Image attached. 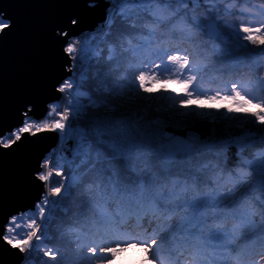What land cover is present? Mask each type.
Masks as SVG:
<instances>
[{
    "label": "snow or ice",
    "instance_id": "snow-or-ice-1",
    "mask_svg": "<svg viewBox=\"0 0 264 264\" xmlns=\"http://www.w3.org/2000/svg\"><path fill=\"white\" fill-rule=\"evenodd\" d=\"M178 2L187 7V0ZM129 6L135 0H108L101 23L89 31L80 30L70 0H29L25 17L0 9V206L24 186L36 191L0 215V264H261L264 197L255 204L238 197L250 186L264 192V147L245 154L264 146V60L236 58L232 66L244 68L243 76L229 70V78L205 87L209 53L198 36L206 27L216 51L264 49V7L261 19L238 27L195 15L188 23L176 9L167 15L179 19L159 38L133 45ZM154 14L167 18L159 8ZM113 62L127 66L110 86L104 68ZM41 92L47 106L36 116L29 97ZM217 117L249 121L256 130L218 135ZM208 119L210 129L197 128ZM40 133H55L60 149L42 151L25 174L6 157ZM230 146L239 161L231 160ZM200 159V171L217 181L213 187L201 191L206 179L191 171L190 183L178 188L169 181L174 169H191ZM109 186L127 204L119 214L107 208ZM74 205L81 211L71 223L57 216L58 209L68 216ZM229 219L235 222L225 227ZM242 228L244 243L236 244ZM65 232L75 234L70 255L61 243Z\"/></svg>",
    "mask_w": 264,
    "mask_h": 264
},
{
    "label": "trees",
    "instance_id": "trees-1",
    "mask_svg": "<svg viewBox=\"0 0 264 264\" xmlns=\"http://www.w3.org/2000/svg\"><path fill=\"white\" fill-rule=\"evenodd\" d=\"M108 1V0H107ZM136 6H129L128 11L130 13L128 20L125 22L129 31L127 32L128 38L131 39L133 45H142L146 41H155L159 38L168 28L177 22L179 16H183L184 19L191 23V18L195 15L202 22H206L209 19L222 18L229 21H236L237 27L240 21H255L261 19V15L258 14L261 8L264 7V0H198V3L193 4L192 0H187V7H184L183 3H179L178 0H135ZM159 8L160 12L165 15L166 19H161V15L154 14V12ZM176 9H179V16H169L168 12H172ZM99 25V24H98ZM155 33V37L152 35ZM198 39L205 45V50L209 53L206 58V67L204 71L205 87H214L217 83H220L222 79L229 78V70L233 76H243L245 69L239 67H233L228 65L230 60L243 57L245 61H251L253 59L264 60V49L258 51H251L250 49L257 48L256 45H250L249 49H239L237 50L235 46L232 47L231 51L224 49L223 51H216L217 41L214 38H210L206 35V27L201 35L198 36ZM107 51H105V56ZM129 57L132 56V53H127ZM227 65V66H226ZM126 63L122 62L120 67H115V62L112 65H107L104 68V72L108 74V83L111 86L115 81H117L124 69L126 68ZM177 87L176 85H172ZM94 87V85H93ZM253 87H256L254 84ZM65 96L67 94H64ZM63 100L60 101V107H64L62 104ZM80 102L87 105V97H80ZM199 103V102H198ZM137 107L143 108V103H138ZM61 108V109H62ZM103 110V109H101ZM115 111L119 112L120 109ZM223 111V110H222ZM235 115V114H234ZM237 116H242L243 114H236ZM213 121L208 119L201 124L197 125V128L204 131L208 130L213 126ZM215 126L217 128L218 135H238L245 131H255L256 125L249 121H244L242 124L240 122L228 123L222 117H217L215 121ZM261 146L259 144L254 147H249L246 149L245 154L251 158L255 155L256 151L259 150ZM57 151L60 149L58 144L56 147ZM230 157L233 162L239 161L240 157L235 154V148L230 146ZM209 159H211L209 157ZM204 160L200 159L194 161L191 169H174L172 175L168 177L169 181L175 179L177 187L179 188L185 181L191 182V179L188 175L189 171L193 174H196L201 180L206 179V183H201L199 185L201 191H207L209 188L213 187L217 181L213 179V174L211 171H200V166L204 164ZM235 170L236 164L233 163L230 165ZM243 166V164H240ZM224 179V177H221ZM225 187H231V185L225 184ZM167 188H165V191ZM94 195H103V190L101 193H94ZM259 197H264V192H262L258 187H251L249 190L241 192L238 199L241 201L251 200L254 204L256 203ZM107 204L110 205V208L113 212L119 214L124 208L127 207V204L124 203L120 196L111 195V187L108 188V195L106 197ZM78 203V201H77ZM134 203V201H133ZM239 206V205H237ZM85 208L89 206L85 203ZM108 208V207H107ZM81 209H78L75 205L73 206V212L68 216H64L62 211L57 210V216L63 217L65 223H71V221L78 217ZM75 214V215H73ZM255 219L259 222L261 217L257 215ZM229 223H232L230 219ZM56 221H53V231H55ZM74 233L65 232L64 238L62 240V246L66 250V254L70 255V249L72 246V236ZM244 241V237L242 238ZM41 255H43L41 253ZM264 261V254L260 255ZM45 260L52 259L50 257H44Z\"/></svg>",
    "mask_w": 264,
    "mask_h": 264
},
{
    "label": "water",
    "instance_id": "water-1",
    "mask_svg": "<svg viewBox=\"0 0 264 264\" xmlns=\"http://www.w3.org/2000/svg\"><path fill=\"white\" fill-rule=\"evenodd\" d=\"M107 0H95V6L86 3V0H70V7L72 10L79 12L81 15L80 30L89 31L91 28L101 23L102 17L105 13V4ZM29 0H0V9H7L14 15L25 17L29 14L31 9L27 7ZM206 35L213 38L207 33ZM58 55V54H57ZM56 71H60V60H56ZM46 93L41 92L38 95L29 97L34 104V115L39 116L44 108H46ZM16 113L13 111L8 117L7 122L12 123L16 119ZM55 133H40L34 138L25 137L24 143L12 149L6 159L17 164L23 173H27V169L31 167L36 160V157L50 146L57 145ZM36 195L35 188L32 186H24L18 195L9 203L0 206V215L7 212L11 207L19 204L28 203Z\"/></svg>",
    "mask_w": 264,
    "mask_h": 264
},
{
    "label": "rangeland",
    "instance_id": "rangeland-1",
    "mask_svg": "<svg viewBox=\"0 0 264 264\" xmlns=\"http://www.w3.org/2000/svg\"><path fill=\"white\" fill-rule=\"evenodd\" d=\"M258 14H260V12H258ZM234 60V59H233ZM233 60H230L229 62H228V65H232V61ZM227 66V65H226ZM177 87H179V85H176ZM154 87H157V88H159L160 87V85L159 84H156V85H154ZM67 96V95H66ZM65 96V97H66ZM62 104H63V106H64V101L62 102ZM62 108V107H61ZM236 114H241V113H235V115ZM167 191V190H166ZM165 191V192H166ZM107 207H108V210L109 211H112V209L110 208V205L109 204H107ZM113 212V211H112ZM179 219V213H177V214H175V215H173L172 217H171V220H170V223H172V224H175L176 222H177V220ZM230 221H232V223H229V221H227L226 223H225V227H230L235 221H233V220H231L230 219ZM197 229L196 228H192V229H190V231H196ZM247 232V229L246 228H242L241 229V235H238L237 236V238H236V244H242V243H244V241L242 240V238L244 237V235H243V233H246ZM258 259L260 258V256L259 257H257ZM182 264H183V262H182ZM261 264H264V261L263 260H261Z\"/></svg>",
    "mask_w": 264,
    "mask_h": 264
}]
</instances>
